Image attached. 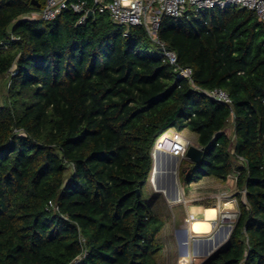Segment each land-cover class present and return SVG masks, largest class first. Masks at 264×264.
<instances>
[{
    "label": "trees",
    "instance_id": "obj_1",
    "mask_svg": "<svg viewBox=\"0 0 264 264\" xmlns=\"http://www.w3.org/2000/svg\"><path fill=\"white\" fill-rule=\"evenodd\" d=\"M36 1L0 0V85L9 77L0 264H158L166 221L146 186L155 142L170 129L196 133L203 149L199 162L181 159L186 188L236 174L231 233L198 264H264V24L255 11L190 10L159 27L195 85L225 90L230 106L178 77L143 26L125 35L93 0H69L95 10L81 23L71 8L24 18L46 3Z\"/></svg>",
    "mask_w": 264,
    "mask_h": 264
},
{
    "label": "built area",
    "instance_id": "obj_2",
    "mask_svg": "<svg viewBox=\"0 0 264 264\" xmlns=\"http://www.w3.org/2000/svg\"><path fill=\"white\" fill-rule=\"evenodd\" d=\"M96 9L100 13H107L110 18L117 24L125 26V35L129 33L131 26H143L150 38L160 47L161 51L168 61L174 65L177 76L180 78H187L192 85L204 92L210 98L232 105L230 95L223 89H201L195 85L192 78V69L190 67H182L178 64L177 54L166 48L165 43L160 39L158 31L164 15L179 17L183 16L190 10L195 12L203 9L213 8H227L231 6H238L241 8H248L255 11L259 20L264 24V0H93ZM73 9L75 12L81 14L80 23L84 22L90 17L89 9L86 3L69 2V0H46L44 7L40 10L32 11L24 16L29 20H44L49 21L57 17L63 10ZM2 47L7 49L8 45L2 42ZM14 73V72H12ZM170 131V132H168ZM161 135L155 142L152 150L154 157L155 151L161 150L163 152L178 155L182 158L190 140L187 139L182 132L176 129H170ZM80 243L83 247V255H86V239L80 234ZM243 264V263H241Z\"/></svg>",
    "mask_w": 264,
    "mask_h": 264
},
{
    "label": "rangeland",
    "instance_id": "obj_3",
    "mask_svg": "<svg viewBox=\"0 0 264 264\" xmlns=\"http://www.w3.org/2000/svg\"><path fill=\"white\" fill-rule=\"evenodd\" d=\"M8 75L0 85V103L4 101L7 93ZM233 128L229 126L228 132L232 134ZM170 132V131H168ZM191 144L197 145L193 141ZM175 159L176 165V186L181 197L179 201L170 200L161 190L155 188L153 181L146 186V198L151 203L155 211L165 219L166 223L159 234L164 244V249L158 256V264H198L207 254L194 252V243L198 240L199 245L205 248L201 241L211 238L218 233L221 228L228 227L227 233L220 241L217 249L228 238L233 228V224L238 215L237 201L233 199L237 193L236 174L231 175L226 182L209 177L200 182L192 183L188 188L179 180V170L183 167L182 157L166 153ZM188 161H190L188 159ZM210 202L217 210L216 217L211 221L212 230L205 235H193L189 225L193 218H202V213L208 206L199 203ZM187 229V231L185 230ZM185 231V241L183 240ZM187 238V239H186ZM214 249V250H215Z\"/></svg>",
    "mask_w": 264,
    "mask_h": 264
},
{
    "label": "bare ground",
    "instance_id": "obj_4",
    "mask_svg": "<svg viewBox=\"0 0 264 264\" xmlns=\"http://www.w3.org/2000/svg\"><path fill=\"white\" fill-rule=\"evenodd\" d=\"M162 151L157 150L155 151L154 158H155V170H154V177H153V184L155 188L161 190L170 200L172 201H179L181 194L177 186H174L170 188V186H161L158 183L157 175L161 173L164 169L167 170V163L174 164L175 159L173 157L168 156L169 158L165 163H163L161 160ZM172 172V168L170 169ZM167 172V171H165ZM169 172V171H168ZM176 183V180H175ZM217 210L215 207H207L205 208L203 212L202 218H193L191 220L189 229L193 235H205L206 233H209L212 230V224L211 221L215 219ZM228 227L221 228L218 233L213 235L211 238L204 239V241H201L205 244V248H202L198 240L194 243V252L198 254H207L210 253L212 250H214L220 243V241L224 238L225 233H227ZM183 240L185 241V231H183ZM187 239V238H186Z\"/></svg>",
    "mask_w": 264,
    "mask_h": 264
},
{
    "label": "water",
    "instance_id": "obj_5",
    "mask_svg": "<svg viewBox=\"0 0 264 264\" xmlns=\"http://www.w3.org/2000/svg\"><path fill=\"white\" fill-rule=\"evenodd\" d=\"M32 3L37 5L38 7H41V4L36 1V0H32ZM89 15L93 16L94 13L93 11H89ZM160 50L162 51L163 48H160ZM166 152L162 151V155H161V160L163 163H165L167 161V159L169 158V155H165ZM203 154V149L201 147H199L198 145H194V144H189L185 150L184 156L189 159L192 162H199L201 157ZM172 168V172L171 169ZM154 170H155V158L153 157V167H152V171H151V176H150V181L152 182L153 177H154ZM167 171V172H165ZM169 171V172H168ZM177 178L176 175V165L171 164L170 162L167 163V170L164 169L163 171H161V173H159V175H157V180L158 183L165 187V186H170V188L176 186L175 180ZM138 194H139V190H137ZM187 231V229H185ZM214 250H212L210 253H207V255L211 254Z\"/></svg>",
    "mask_w": 264,
    "mask_h": 264
},
{
    "label": "crops",
    "instance_id": "obj_6",
    "mask_svg": "<svg viewBox=\"0 0 264 264\" xmlns=\"http://www.w3.org/2000/svg\"><path fill=\"white\" fill-rule=\"evenodd\" d=\"M182 134H183L187 139H189L190 141H193L194 143H196V140H197V134H196V133H194V132H192V131L186 129V130H183V131H182ZM209 177H210V176H209ZM209 177H205V178H203L202 180H204V179H206V178H209ZM212 178H214V177H212ZM202 180H200V181H202ZM200 181H198V182H200ZM194 183H196V182H194ZM202 216H203V213H202Z\"/></svg>",
    "mask_w": 264,
    "mask_h": 264
}]
</instances>
